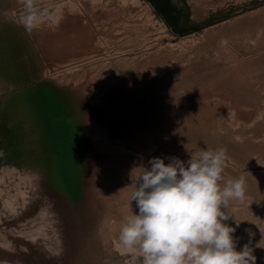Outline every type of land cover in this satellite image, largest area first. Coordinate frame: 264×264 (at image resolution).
<instances>
[{
  "label": "rangeland",
  "instance_id": "374dc122",
  "mask_svg": "<svg viewBox=\"0 0 264 264\" xmlns=\"http://www.w3.org/2000/svg\"><path fill=\"white\" fill-rule=\"evenodd\" d=\"M217 148L264 264V0H0V264H143L137 177Z\"/></svg>",
  "mask_w": 264,
  "mask_h": 264
},
{
  "label": "clouds",
  "instance_id": "9594fccd",
  "mask_svg": "<svg viewBox=\"0 0 264 264\" xmlns=\"http://www.w3.org/2000/svg\"><path fill=\"white\" fill-rule=\"evenodd\" d=\"M25 3L31 12L32 0ZM33 19L27 16L29 30ZM227 158L226 149L217 148L190 154L187 162L151 159L131 196L139 212L121 223L122 247L138 250L143 264H256L247 244L237 250L235 228L225 223L230 202L245 199L243 175L224 181Z\"/></svg>",
  "mask_w": 264,
  "mask_h": 264
}]
</instances>
